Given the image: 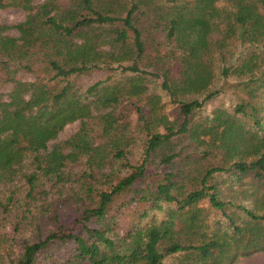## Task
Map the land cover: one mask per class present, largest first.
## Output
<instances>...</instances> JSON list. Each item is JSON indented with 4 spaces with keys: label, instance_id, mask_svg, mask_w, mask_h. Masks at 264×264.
Listing matches in <instances>:
<instances>
[{
    "label": "trees",
    "instance_id": "1",
    "mask_svg": "<svg viewBox=\"0 0 264 264\" xmlns=\"http://www.w3.org/2000/svg\"><path fill=\"white\" fill-rule=\"evenodd\" d=\"M9 8L24 19L0 23V183L33 169L19 205L15 185L0 197V220L19 218L13 235L0 224V264H231L264 250V0ZM219 94L228 104L202 115Z\"/></svg>",
    "mask_w": 264,
    "mask_h": 264
},
{
    "label": "rangeland",
    "instance_id": "2",
    "mask_svg": "<svg viewBox=\"0 0 264 264\" xmlns=\"http://www.w3.org/2000/svg\"><path fill=\"white\" fill-rule=\"evenodd\" d=\"M24 19V13L18 9V8H9L5 10H0V23H5V24H11L20 20ZM10 33H16L14 30L9 31ZM106 72L104 70H98V71H92L89 73V75H82L78 79L80 83H83L84 85H87L96 79L103 78L105 76ZM220 84V80H216L212 87L215 88L217 85ZM229 102V97L227 94H219L216 98L209 100L207 104L205 105L202 115L208 116L211 112V110L220 105H227ZM78 127V121H75L73 123L67 124L64 129L59 133L58 138L63 139L70 134H72L76 128ZM53 141L48 142V146L51 147L53 145ZM33 169V165L30 164L29 158L25 160V163L23 167L21 168L20 171H17L18 177H15L14 179L11 180L10 182L0 183V197H5L8 194V191L12 189L13 185H15V200L16 199L19 201L18 205L23 201V197L25 196V183L23 181H20V176L22 175L23 172L29 173ZM18 205H12L13 208H18ZM12 214H14V210H12L10 213H3L1 216L0 224L5 226V230L11 235H13V225L14 222H18L19 218L18 217H12ZM162 215L158 214V217L160 218ZM263 240H260L259 243H262ZM264 243V241H263ZM257 248H249V254L244 255L242 257H238L234 259V261L231 264H264V250H256ZM224 260L226 258H223Z\"/></svg>",
    "mask_w": 264,
    "mask_h": 264
}]
</instances>
